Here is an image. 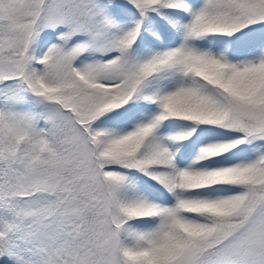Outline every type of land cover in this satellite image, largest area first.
I'll use <instances>...</instances> for the list:
<instances>
[{
	"label": "snow or ice",
	"instance_id": "6c2138e0",
	"mask_svg": "<svg viewBox=\"0 0 264 264\" xmlns=\"http://www.w3.org/2000/svg\"><path fill=\"white\" fill-rule=\"evenodd\" d=\"M0 264H264V0H0Z\"/></svg>",
	"mask_w": 264,
	"mask_h": 264
}]
</instances>
